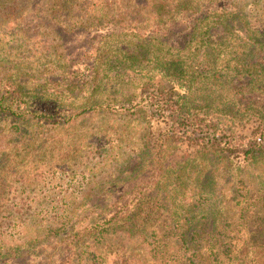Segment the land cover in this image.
Returning a JSON list of instances; mask_svg holds the SVG:
<instances>
[{"label":"trees","instance_id":"trees-1","mask_svg":"<svg viewBox=\"0 0 264 264\" xmlns=\"http://www.w3.org/2000/svg\"><path fill=\"white\" fill-rule=\"evenodd\" d=\"M135 1L115 14L102 2L87 0L82 12L77 0H51L54 20L91 12L94 24L109 21L99 45L84 53L88 74L71 73L58 52L54 79L45 73L28 83L43 73L41 65L31 68L28 59L15 62L16 56L22 47L36 55L45 46L33 40L29 48L28 37L11 45L0 39V64L10 60L7 73L0 69V118H15L12 140L34 161L55 159L43 150L41 133L80 121L84 132L76 127L80 138L72 135L79 147L70 143L75 149L69 152L120 159V176L108 190L130 184L113 200L107 194L92 225L56 228L54 251L64 247L73 264H100L111 255L117 256L114 264H135L129 262L134 245L148 241L156 251L159 237L172 233L180 249L194 246L189 264H199L193 256L199 260L208 252L209 264L225 258L264 264V0ZM89 113L100 115V122L88 120ZM20 155L15 147L0 148L1 171ZM253 182L252 219L244 224V240L232 244L223 234L237 219L246 220L245 210L241 218L234 212L248 199L242 189L251 192ZM7 187L1 185L0 194ZM33 246L26 239L0 240V264H26L15 260Z\"/></svg>","mask_w":264,"mask_h":264},{"label":"rangeland","instance_id":"rangeland-1","mask_svg":"<svg viewBox=\"0 0 264 264\" xmlns=\"http://www.w3.org/2000/svg\"><path fill=\"white\" fill-rule=\"evenodd\" d=\"M7 0H4L6 2ZM92 3L102 2L106 11L118 14L120 9H125L136 4L131 0H89ZM140 1V0H139ZM250 1V0H249ZM0 2V29H2L3 39L14 44L19 41L22 43L25 37L29 38L27 42L29 48L33 42L37 47H44V51L35 55V49L32 53L24 47L17 54L18 62L20 58L28 59V65L35 67V63L39 62L43 73H36L33 78H26V81L31 84L38 83L41 76L48 73L49 78L54 79L55 73L52 65V58L59 52L62 53L63 61L68 62L70 72L89 73L85 67L88 65V56L84 55L86 49H95L100 39L111 28L108 20L94 24L90 20L89 14L81 13L74 20L70 21L67 18L61 17L57 20L53 19L51 12V0H9L5 4ZM87 0H77V4L84 11ZM249 10L253 8L247 6ZM18 24L19 30L15 34L14 25ZM105 23V24H104ZM23 29H26L24 32ZM34 40V41H33ZM26 53H25V52ZM57 51V52H56ZM3 53H11V50H4ZM33 58V59H29ZM10 60L0 64V69L5 70L10 66ZM27 65V66H28ZM49 65V66H46ZM59 65V64H58ZM34 73V71L32 72ZM41 75V76H40ZM80 76L75 77L78 80ZM132 86V85H131ZM77 102L76 105L81 104ZM74 107L70 106L69 111H74ZM75 112V111H74ZM76 113V112H75ZM88 120L95 119L96 123L100 122V115L97 113H89ZM5 114L0 118V148L3 151L15 147V151L19 150L21 155L15 161L11 159V163L5 167V172H2L3 166L0 164V187L8 185L5 193L0 194V240L4 243H14V240L24 241L31 240L34 244L33 249H29L24 256L17 258L15 261L26 264H73L69 261L65 253L60 250L54 251L53 243L54 230L60 228L62 223L67 225V229L75 228V230L84 228L94 223V218L100 212L107 194L114 199L127 190L130 184L121 183L116 185L112 190H108L107 185L110 181L117 178L120 173V159L112 161H104L103 157L97 155H89L86 150H81L77 155L71 154L69 145L77 143L76 138H73L76 127L80 128V134L84 132V126L72 124L69 128H62L54 132L41 133L43 150H47L49 156L58 155L53 158H48L44 161H34L27 155L26 149L22 144H16L13 141V132L18 129L15 124V118L6 119ZM93 116V117H92ZM81 119V118H80ZM82 120V119H81ZM34 122V121H33ZM31 122V123H33ZM38 125L30 126L31 129H37ZM157 128V126H155ZM161 127V126H160ZM158 129V128H157ZM78 133V132H77ZM77 139L80 138L79 134ZM64 139L65 141H60ZM70 139V140H68ZM76 147V148H77ZM52 151V152H51ZM74 155V156H73ZM37 157L42 156L37 151ZM123 169V168H122ZM251 192H247L244 188L241 193L248 195V199L240 201L238 211L234 212L239 218L241 210L246 211V220H236V223L231 225L230 229L223 234L227 237V241L232 244L241 243L244 240L247 222L252 219L255 206L252 205L255 188L258 189L256 182H253ZM254 187V188H253ZM108 190V191H107ZM251 199V200H249ZM113 200V199H112ZM246 208H250L246 209ZM249 210V212H247ZM243 219V218H242ZM249 224V223H248ZM165 229H169V224L164 225ZM255 233V232H254ZM253 233V235H255ZM257 234V232H256ZM259 235V233H258ZM174 236V237H173ZM169 233L165 237H159L160 246L157 245V250L151 251V245L148 241H140L135 246L130 263L135 264H189L191 263V254L194 253V246L187 244L181 248L182 243L179 242L175 235ZM173 237L172 239H170ZM263 241H264V235ZM261 240V238H260ZM201 243H204L201 241ZM199 245V244H196ZM201 249V245H199ZM235 255V254H231ZM193 261L211 260V255L208 252L197 260V256H193ZM117 256H108L100 264H114L117 261ZM4 260H0L3 262ZM13 261H9L11 264ZM118 262H121L118 261ZM199 263V264H200ZM82 264H96L90 261H83ZM198 264V263H197ZM224 264H231L228 258H225Z\"/></svg>","mask_w":264,"mask_h":264}]
</instances>
